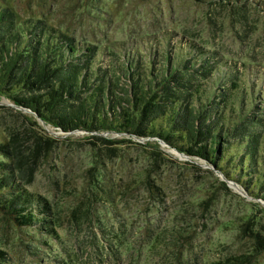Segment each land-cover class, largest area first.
I'll use <instances>...</instances> for the list:
<instances>
[{"label":"rangeland","instance_id":"1","mask_svg":"<svg viewBox=\"0 0 264 264\" xmlns=\"http://www.w3.org/2000/svg\"><path fill=\"white\" fill-rule=\"evenodd\" d=\"M2 8L11 9L21 27L41 21L91 46L95 66L118 70L138 60L150 69V53H176L181 44L185 56L197 52L195 45L219 64L210 78L197 80L217 81L241 68L247 85L257 88L249 105H235L245 113L234 125L245 129H231L222 146L250 130L261 154L264 0H0ZM0 142L17 150L20 184L48 200L54 228H15L0 215V249L6 252L0 264H214L234 254L264 264V252L256 254L254 246L256 233L264 236L257 171L237 179V169L225 162L219 169L154 135L64 131L2 94ZM240 150L230 148L227 157ZM258 158L256 170L263 169ZM15 159L0 153V160Z\"/></svg>","mask_w":264,"mask_h":264},{"label":"trees","instance_id":"2","mask_svg":"<svg viewBox=\"0 0 264 264\" xmlns=\"http://www.w3.org/2000/svg\"><path fill=\"white\" fill-rule=\"evenodd\" d=\"M26 22L21 27L11 9H0V94L64 131L119 129L154 135L219 169L225 162L237 169V179L257 171L255 184L264 190V146L259 154L256 132L246 130L236 144L222 146L231 129H245L234 125L238 113H245L242 107L237 112L235 105H249L257 88L255 82L244 81V70L236 68L217 81L197 80L200 75L209 77L219 64L191 44L197 52H186L187 56L181 44L176 53L171 48L165 54L150 53V69L138 60L118 70L108 63L95 66L97 51L91 46L78 44L44 22ZM123 77L126 86L121 87ZM215 82L219 88L211 92L209 85ZM236 147L241 148L236 157H227ZM0 153L16 156L12 162L0 160V215L15 228L46 225L43 229L54 233L48 200L20 184L17 150L0 142ZM258 157L263 169L256 170ZM254 246L256 254L264 252V236L256 233ZM250 257L234 254L214 264H249ZM5 258L0 249V261Z\"/></svg>","mask_w":264,"mask_h":264},{"label":"water","instance_id":"3","mask_svg":"<svg viewBox=\"0 0 264 264\" xmlns=\"http://www.w3.org/2000/svg\"><path fill=\"white\" fill-rule=\"evenodd\" d=\"M176 149V148H175ZM176 150H178V149H176Z\"/></svg>","mask_w":264,"mask_h":264}]
</instances>
